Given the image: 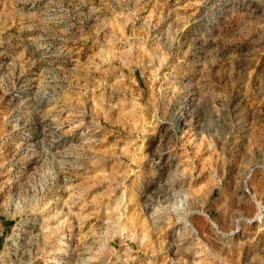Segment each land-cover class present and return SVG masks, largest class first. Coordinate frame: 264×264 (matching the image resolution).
Instances as JSON below:
<instances>
[{
	"label": "rangeland",
	"instance_id": "obj_1",
	"mask_svg": "<svg viewBox=\"0 0 264 264\" xmlns=\"http://www.w3.org/2000/svg\"><path fill=\"white\" fill-rule=\"evenodd\" d=\"M0 264H264V0H0Z\"/></svg>",
	"mask_w": 264,
	"mask_h": 264
}]
</instances>
